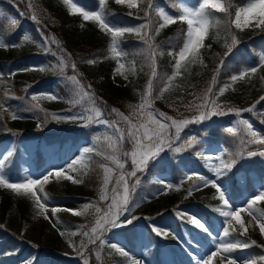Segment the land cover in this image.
Instances as JSON below:
<instances>
[{"label": "rangeland", "instance_id": "1", "mask_svg": "<svg viewBox=\"0 0 264 264\" xmlns=\"http://www.w3.org/2000/svg\"><path fill=\"white\" fill-rule=\"evenodd\" d=\"M109 1H112L122 13L129 15L131 12V16L138 20L136 26L145 23L143 15H140L139 8L129 9L127 5L116 4L115 0ZM74 2L83 7V4L75 0ZM138 2L140 3L139 0ZM248 2L242 7H246ZM154 3L164 8L169 14L178 16L179 8L183 4H193L194 0H177L175 7L178 9V12L168 8L165 0H154ZM66 9L69 13L67 6ZM87 10L95 9L90 8ZM48 11L39 0H0V29L6 28L10 29L9 32H13V29L23 25L22 33L16 36L17 38L14 37L11 40V44H9L17 46L0 48V59L6 58L10 53L13 58L24 60V64L28 66L27 69H32L33 66L44 68L43 71L37 68L36 70L14 72V75L8 74L9 80H13L16 75L21 74L23 88H21L22 92L18 88L13 90V92L8 91L5 93V96L8 95L10 98L4 102V106L11 109V111H5L4 107H0L1 112L4 113L2 118L6 117L7 127L11 131L9 134L0 132L2 134L0 136V153L6 155V149L13 152V156L15 155V158H17L18 170L13 172L6 169V172L11 180H18L26 174H30L33 178H42L46 170L66 167L71 160L77 159L83 154L82 150L84 148L92 147L94 149L93 153L87 154L85 157L87 167L79 165L80 171L69 173L75 178L81 179L82 183L73 184L70 180L61 179L57 181L54 178H50L49 182L43 185V187L44 193L49 196V201L47 202L49 208L57 206L61 209L67 208L82 211V206L85 203L92 202L96 207L101 208L102 211L101 213H97L95 207H92L82 215H73L71 212L60 211L53 216L49 210L47 215L52 221L50 223L49 220L44 219L43 215H37L38 209L29 197L18 195V202L13 204L7 213H4L0 209V224L5 225L17 238L23 241L21 244L14 243V246L17 248L15 249L16 251L22 250L18 263L22 264V262L29 260L31 257H35L38 260V264H84L80 255H78V249L84 253L87 264H128L127 258L113 249L111 247L112 244H116L118 247L126 250L134 258L144 260L146 264H153L152 253L154 254L155 251L159 254L162 264H197L198 259H206L211 251L215 250L212 237H209L207 233L189 223L187 216L193 215L199 218L212 230L214 235L219 233L223 217H220L219 213L211 210H203L197 205L206 198L215 196V189L209 185L206 188L193 192L189 196L188 190L195 183V180L190 181L183 178L186 172L200 173L212 178L213 174L210 169L212 162L206 160V155L209 153L217 155L224 153L225 145L224 143L222 145L220 142L222 138H225L224 141L226 143L231 142L233 145L238 143L236 147L240 144L238 136L232 137L226 132L227 127L233 126L237 117L234 113L229 112L227 115L216 116L203 123L189 125L181 135L183 138L195 135L198 143L194 148L187 149L178 154L166 150L156 161L149 163L144 173H138L141 183L135 188V202L139 203V207L134 208L132 215L140 219L136 220L130 227L125 226L111 229L105 234L104 239L106 244L104 246H100L99 241L95 244L88 243V238L83 233L85 231L90 232L96 219L103 214V210H106L108 204L111 203V191L120 173L115 164L104 158V154H113L109 148V138L111 137L114 140L115 136L112 129L106 128L103 125L91 124L87 127L82 126L87 124L86 119L76 120L75 122L66 120L56 121L51 119V116H71L74 113L83 112L86 117L90 114L86 111L92 106L88 98L79 103L69 102L70 100H79V97L74 96L75 85L67 79L73 75H76L77 79L85 85L87 91L94 94L97 105L104 111L103 118L108 120L120 119L116 113L111 112V109L115 108L124 116L130 117L133 123H137V118L133 115V109L141 103L143 91L139 90L140 92L135 91L129 94L117 105L104 101L100 93V84L110 82L118 86H125L129 79L126 69L124 68L123 71L128 76L127 80L123 76L116 74L117 61L111 57L108 49L106 52L103 51L101 56L89 58L90 56L85 54L88 51L87 45H84V48L81 49L83 53L80 54V52L76 51L78 55H71L61 43H45L43 37L46 36L51 41L53 36L50 34V28L56 26L54 19L48 15ZM33 14L37 15L40 21L39 24L31 19ZM11 18L17 20L16 25L11 24ZM156 18L158 17L156 16ZM82 24L83 27L81 26ZM174 24L165 27L161 32L165 33ZM76 27L80 30L79 34L84 36L83 38L108 39L109 48L110 36L102 33L94 22H85L81 17ZM30 30L34 33V37H30L28 41L22 40L25 34L31 32ZM237 30L249 32L255 36L262 29L248 27L243 30ZM54 37H56L55 40L57 41L58 37ZM152 37L154 38V35ZM34 38L36 39L34 45H39V47L35 48V51L27 58L23 49L31 47L33 45L31 40ZM154 47L157 51L158 47ZM218 48L223 49L224 45H218ZM61 56L66 61V67L63 70L59 66ZM89 59H95L96 63L88 64L86 61ZM122 59L123 57L121 61ZM50 60L54 61L51 68L48 66ZM143 62L150 65L148 58L144 59ZM201 62L202 58L199 50L198 56L195 58L189 57L183 62L180 74L171 81L170 85L168 84V80L173 76L175 70L164 83L162 82L158 88H154L152 93V110L157 113L162 112L177 120L198 115L195 105L202 103V98L205 95L191 92L184 86L182 80L193 65L196 63L200 64ZM258 63L259 59L254 67L258 66ZM72 64L76 65L75 70H73ZM112 64L115 67L111 69V72L106 74L107 77L103 76L104 69L107 66H112ZM255 74L256 77L254 78ZM255 74H250L248 77L235 83L230 79L229 83L221 86L229 85L227 90L223 95L215 96V99L225 111L229 108L245 109L256 104L253 112H242L240 118L248 119L257 131L264 134V123L260 122L264 120V106L256 103L259 101V98L250 103L253 94L251 92L252 88H249L250 86L259 87L256 86L257 79L264 81L262 79L264 77V69H260ZM32 81H38L39 83L31 87L30 83ZM59 84H61L59 88L64 91L61 92L57 89ZM88 85H90V88L87 87ZM165 88H167V91H164ZM26 90L28 92L23 93ZM161 92L163 93L162 96ZM218 92L219 90L213 94ZM52 93H55L61 99L56 101H49L47 99L33 101L31 99L32 94ZM115 102L118 103L117 101ZM36 104L39 105V108H33V105ZM21 109L31 110L21 111ZM40 109H43V111ZM13 113L24 118L12 120L11 115ZM46 113L48 114L47 118L45 116ZM120 125L123 128L127 127L123 121L120 122ZM200 146L202 147V152L205 153V156H202V158L196 155ZM249 147L255 149L260 146L253 145ZM131 148L132 145L127 141L123 143L124 150H130ZM230 152H233V150L229 149L227 156ZM121 159L125 160L123 156H121ZM251 163H253L252 165H262L264 164V157H245L243 162L245 170L240 169L236 175V180L241 185L238 190L241 191L240 194L233 193L234 189L228 183L230 202L233 206H239L246 198H250L256 194L259 185L264 183V174L260 175L255 170H251ZM105 166L113 168V174L111 182L108 185L109 199L101 200L100 192L103 188ZM93 168L98 174L95 177L94 186L88 184L87 181ZM176 168L179 169V174H176ZM126 170H131L130 159L126 160ZM134 180L135 178H132L130 183H134ZM157 181L177 185L178 189L172 188L164 194L156 195L161 187ZM248 183L251 184V187H248ZM242 188L245 189V192H242ZM257 207L264 210V202L257 204ZM177 210L183 211L186 214L185 217H177ZM241 216L246 224L251 220V217L247 216L246 213H242ZM121 219L123 220L124 216ZM53 223L56 224V227L52 226ZM233 224L236 228H239V225H236L235 222ZM151 225L170 229L171 232L166 238L157 237L151 232ZM61 231L65 233L63 236L60 235ZM173 234L176 238L173 237ZM245 236H250L258 241L264 248V235L260 233L259 227L256 226L255 222L248 227V233ZM70 240L75 245V248L69 245ZM82 243L84 245L83 248H81ZM179 252L187 255V257H184L187 261L186 263L179 257ZM231 255L237 258L238 264L240 260L250 257L244 249H237ZM193 257L197 259H193ZM213 264H219L218 257L213 261Z\"/></svg>", "mask_w": 264, "mask_h": 264}, {"label": "snow or ice", "instance_id": "2", "mask_svg": "<svg viewBox=\"0 0 264 264\" xmlns=\"http://www.w3.org/2000/svg\"><path fill=\"white\" fill-rule=\"evenodd\" d=\"M63 4L67 6L69 13L72 15H79L85 22H94L98 26L99 30L110 36V45L108 52L111 57L117 61L116 74L123 76L124 79H128L125 75L123 69L125 64L121 62V58L126 56V53L121 50V37L126 33H135L139 36L145 44H147L150 51L152 76L156 77V64L155 55L156 49L151 43V36L149 33L155 31L159 33L160 30L165 27L177 23L179 21L181 24L187 25L186 37L184 43L178 53L170 52L169 55L178 56L175 61V72L172 77L169 78L168 84L175 79L177 75L180 74V69L183 62L189 57L195 58L199 54V50L204 47V40L208 34L210 27H219L221 24L225 26L226 29L230 28L232 25L236 29L243 30L244 28L254 27L264 29V0H249L246 7H240L235 11L234 19L232 18V13L229 11L232 8L231 0H194L191 5L183 4L179 8V15L174 16L169 14L164 8L157 6L154 0H148L147 7L143 9L144 16L143 19L145 23L138 26H118L113 24L109 17L114 15L108 8V0H98L97 8L95 10H86L82 6H79L74 0H62ZM118 5H127L129 9L140 8V3L138 0H115ZM152 13H155L158 17V21L153 23L151 18ZM213 13H225L228 19L220 20L216 18ZM23 15V13H22ZM129 15H132L130 12ZM31 19L40 23L36 15H32ZM12 25L17 24L15 18L10 20ZM83 27V24L81 25ZM227 39H230V43H225L227 52L225 56L233 51V48L239 43L236 36L228 33ZM22 40H30V35L25 34ZM45 43H59L54 38L49 41L48 37H43ZM17 45H9L2 38H0V48L16 47ZM88 64L96 63L95 59H89L86 61ZM59 66L61 70L66 67V61L61 56L59 60ZM225 60L221 59L219 65L216 68V72H219L221 68L225 67ZM39 70L43 71L44 68L40 66H33L32 69H22L17 71H28V70ZM73 70H75L76 65L72 64ZM260 69H264V53L259 57V63L256 67L245 68L238 74H234L230 77L233 83L243 80L250 74H255ZM15 73H10L14 75ZM75 85L74 96L79 97V100L69 101L70 103H79L85 98L91 101V107L86 111L90 114L85 117L83 112L74 113L71 116H60L52 115L51 119L56 121L66 120L73 121L80 119H86L87 124L82 126L87 127L91 124L103 125L106 128H110L113 131L115 139L109 138V148L112 150L113 154H104V158L109 160L111 163L115 164L116 168L120 170L118 179L116 180L115 186L111 191V203L108 204L106 210H103V214L96 219L95 224L91 227L90 232L85 231L83 235L88 238V243L95 244L99 241L100 246H104L106 241L104 239L105 234L111 229L131 226L139 217L133 216L132 212L134 208L139 207V203L135 202V188L141 183L138 173H144L149 166L151 161H156L160 155L166 150H170L174 154L182 153L187 149H192L198 143L197 137L195 135H189L183 138L181 133L192 124L203 123L204 121L211 120L216 116L227 115L229 112L234 113L237 120L234 122L233 126H229L226 132L232 137H239L240 144L237 146V150L228 153L227 158H224L223 154L217 155L215 153H209L206 155V160L211 161L210 169L212 172V178L205 176L200 173L186 172L183 179L195 180V183L188 190V195L190 196L193 192L199 191L202 188H206L209 185L215 189V197L221 202L220 206L214 207L213 212L219 213L220 217H223L221 222V229L219 233L213 234L212 230L199 218L188 215L187 220L189 223L195 226V228L202 230L207 233L209 237H212L214 244V251H211L210 255L206 259H198L197 264H213V261L218 257L219 264H238L237 258L233 257L231 254L236 252L237 249H248L253 245H256L254 240H241L238 236H245L248 233V227L255 222L256 226L259 227L260 233L264 235V210L257 207V204L264 202V183H261L258 187L256 194L252 195L250 198H246L243 203L239 206H233L230 202V193L228 188V181L232 179L230 173L232 172L234 166L242 158H254V157H264V134L257 131L253 124L248 119H241L242 112H253L256 108V104H253L249 108L238 109L229 108L227 111L223 110L221 105L217 103L215 96L223 95L227 90L229 85H225L219 89L218 93L213 94V89L209 87L207 89V95H205L202 103L195 105V110L198 115H194L191 118L183 119H173L170 116L160 112L152 110V93L153 84L150 80L145 93L142 96L141 103L133 109V115L137 118V123H133L132 119L128 116H124L119 113L117 109H111V112L116 113L119 116V120H108L103 118L104 111L97 105V100L94 94H91L86 90L84 84L77 79L76 75L67 78ZM264 79V77H262ZM213 84H215V78H213ZM90 88V85L87 86ZM167 91V88L164 89ZM161 92V96H162ZM159 98V97H157ZM31 99L37 101L39 99H47L49 101H56L61 99L55 93L52 94H32ZM261 101H264V96L260 97ZM256 103H259L257 101ZM0 107H4L5 111H11V109L0 104ZM132 107V106H130ZM33 108H39V105H33ZM31 109H21V111H30ZM43 111V109H40ZM47 113L45 114L47 118ZM23 116H18L13 113L11 115L12 120L23 119ZM123 121L127 125L126 128L121 127L120 122ZM264 123V120L260 121ZM127 141L132 145L130 150L123 149V143ZM179 142V143H178ZM257 145L259 148L252 149L249 146ZM6 155L0 153V188L10 189L13 193L17 195H23L29 197L34 205L37 207V215H43L44 219L49 220L50 217L47 215L50 210L52 215L55 216L56 213L60 211L71 212L73 215H82L88 211L89 208L95 207L97 213H101V208L96 207L92 202H87L82 206V211H77L73 209H67L57 206H51L49 208L48 201L49 196L44 193L43 185L49 182L50 178H54L57 181L70 180L73 184L82 183L81 179L75 178L69 173L80 171L79 165L85 164V157L87 154L93 153L94 149L92 147L84 148L83 154L77 158L71 160L66 167L60 168H50L45 171L42 178H33L30 174L22 176L18 180H11L6 172V165L8 160L13 157V152L10 150H5ZM118 153V154H117ZM196 155L205 156L202 151H197ZM121 156L125 160L121 159ZM131 161V170H126V160ZM104 179L103 188L100 192L101 200H108V185L111 182L113 168L105 166L104 167ZM135 178L134 183H130V180ZM161 185L156 195L164 194L167 190L172 188H177V185H173L164 181H157ZM38 189V190H37ZM43 194V196H41ZM246 213L247 216L251 217V220L245 223L242 219L241 214ZM177 217L184 218L185 213L181 210H177ZM124 216L122 220L121 217ZM239 225L236 228L233 224ZM53 227L56 224L53 223ZM151 232L157 237H168L171 230L163 229L157 225H151ZM238 233V236L235 235ZM65 233L60 232L63 236ZM75 235V233H73ZM173 237L176 238L173 234ZM69 245L75 248L73 242L70 240ZM259 247V245H256ZM83 243L81 248H83ZM111 247L119 252L122 256L127 258L128 264H146L142 259L134 258L126 250L118 247L116 244H112ZM78 251L84 264H87V259L82 251ZM11 253H6L5 255H10ZM193 259H197L193 257ZM22 264H37L36 258L31 257L29 260L22 262ZM239 264H264V254H260L255 257L244 258L239 261Z\"/></svg>", "mask_w": 264, "mask_h": 264}, {"label": "trees", "instance_id": "3", "mask_svg": "<svg viewBox=\"0 0 264 264\" xmlns=\"http://www.w3.org/2000/svg\"><path fill=\"white\" fill-rule=\"evenodd\" d=\"M42 2L49 11L48 15L54 19L56 26L54 28H50V34L54 39L61 43L66 49L67 52L71 55L77 54V52L83 53L81 51L84 48V45H87L88 51L85 52L89 58H94L101 56L102 52H106L108 49L109 40H98L93 37L83 38L84 36L80 35V30L76 27L78 22H80L79 15H70L67 12L66 6L63 4L62 0H39ZM82 2L86 8H96L98 0H77ZM140 15L144 16L143 9L147 7L148 0H139ZM166 4L170 9L178 12V9L175 7L177 5V0H165ZM248 0H231L232 8L229 11L232 13V18L234 19L235 11L239 7L245 5ZM11 6V5H10ZM108 8L111 10L114 15L109 17L110 21L118 26H136L138 24L137 19L135 17L122 13L119 9L116 8L112 1H108ZM213 15L220 19L226 20L228 17L225 13H213ZM37 16V15H36ZM48 17V16H47ZM153 23L158 21L155 14L151 16ZM45 25V24H44ZM23 25H20L19 28L13 29V32H9L8 29L3 28L0 29L1 38L8 44H11V40L19 36L22 33ZM31 31V30H30ZM187 25L181 24L177 22L170 29H168L165 33H162L161 30L157 34L155 31L150 32L151 43L156 46L157 51L154 57L156 64V72L157 76L152 78V67L151 58H150V49L147 44L135 33H126L123 37H121V47L122 50L126 53V56L123 57L122 61L125 64V69L129 74L128 82L125 86H118L116 84H112L108 82L107 84H100V93L103 97L104 101L119 104L121 101L125 99L131 93L135 91L145 93L148 83L151 80L154 88H158L159 85L164 83L174 72L175 70V61L177 56L169 55L170 52L178 53L181 49L184 39L186 36ZM231 33L236 36L239 43L233 48V51L225 56L227 49L225 47V43H230V39H227L228 33ZM30 37H34V33L31 31L29 33ZM154 35V38L152 37ZM17 38V37H16ZM15 38V39H16ZM36 39L31 40L33 45L31 47H26L23 49L25 57H29L31 53L35 51V48L39 47V45H34ZM218 45H224L223 49H219ZM55 46V45H51ZM77 51V52H76ZM264 51V29L261 30L260 33L253 36L249 32L239 31L234 28L232 25L230 28L226 29L223 24L219 27H210L208 30V34L204 40V47L200 49L202 62L200 64L196 63L193 65L191 70L187 73V75L182 80L184 86L188 88L191 92H198L200 94L207 95V89L211 87L213 89V93L221 86L226 83H229L230 77L234 74H238L243 71L246 67L253 66L254 63L259 59V55ZM74 52V53H73ZM149 59L150 65L143 62L144 59ZM221 59L225 60V67L221 68L219 72H216V68L219 65ZM53 60L49 61L48 66L51 68ZM107 66L104 69L103 76L107 77V73L111 72V69L115 66ZM27 65L24 64V60L15 59L8 54L6 58L0 59V104L4 105V102L10 98V96L5 93L8 91L13 92L19 88L21 91L22 86V78L21 74L16 75L13 80L8 79L9 73L14 72H22L17 70L27 69ZM152 76V77H151ZM256 74L254 75V78ZM104 78V77H103ZM164 78L163 80H161ZM213 78H215V84H213ZM250 81V80H249ZM38 81H32L30 83L31 87L38 84ZM257 85L259 87L250 86L252 92V100L259 98V103L264 106V101L260 100L261 96H264V81L256 80ZM4 84V85H2ZM61 84L57 86L59 91H64L60 89ZM142 86V87H141ZM141 87V88H139ZM140 90V91H139ZM22 92V91H21ZM23 91V93H27ZM18 97L17 95H15ZM137 96V94H136ZM117 101L118 103H116ZM4 113L1 112L0 108V132L10 133L9 127H7L6 117L2 118ZM235 149H237L236 145H233ZM201 151V147L198 149ZM202 158V156H199ZM245 158H242L238 161V163H242ZM237 163V164H238ZM236 164V165H237ZM94 165V164H93ZM235 165V166H236ZM235 166L230 173L232 179L229 184L235 188L236 192H239V183L236 180V172ZM261 166V165H260ZM17 167L16 162H14L13 158L8 160L6 169L13 170ZM94 167V166H93ZM263 167H257V173L262 174ZM91 175L88 176L87 181L88 184H95L94 180L98 174L94 171H91ZM176 174H179V169L176 168ZM250 184V183H249ZM215 196H210L206 198L204 201H201L197 204L201 209L211 210L214 207L220 205V201ZM18 202V195L13 193L10 189L0 188V209L7 213L8 209L12 207L13 204ZM238 236V234H236ZM241 240H254L250 236H238ZM256 241V240H254ZM14 243L21 244L22 240L17 238L15 234H13L5 225L0 224V261L2 264H18V258L22 254V250L16 251L17 249L14 246ZM256 245H259L257 247ZM256 245L245 249L246 252L251 256L255 257L264 252V248L262 245L256 241ZM16 251V252H15ZM6 253H11L10 255H5Z\"/></svg>", "mask_w": 264, "mask_h": 264}]
</instances>
